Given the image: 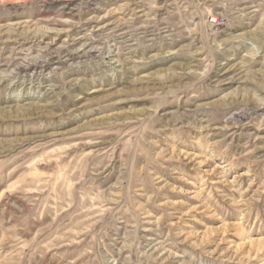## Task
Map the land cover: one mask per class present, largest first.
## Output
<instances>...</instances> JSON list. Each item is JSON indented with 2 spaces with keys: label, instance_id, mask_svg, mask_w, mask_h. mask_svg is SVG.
<instances>
[{
  "label": "rangeland",
  "instance_id": "374dc122",
  "mask_svg": "<svg viewBox=\"0 0 264 264\" xmlns=\"http://www.w3.org/2000/svg\"><path fill=\"white\" fill-rule=\"evenodd\" d=\"M0 264H264V0H0Z\"/></svg>",
  "mask_w": 264,
  "mask_h": 264
},
{
  "label": "bare ground",
  "instance_id": "6f19581e",
  "mask_svg": "<svg viewBox=\"0 0 264 264\" xmlns=\"http://www.w3.org/2000/svg\"><path fill=\"white\" fill-rule=\"evenodd\" d=\"M35 66H37V67H39V66H41V63H37V64H35ZM53 164H54V162H53ZM51 165H52V163H51ZM57 164H55V166H56ZM47 166V165H46ZM60 166V165H59ZM61 168V167H60ZM60 170V169H59ZM59 170H58V172H59ZM60 171H62V170H60ZM58 172H56V174H58ZM55 174V175H56ZM60 174V173H59ZM58 174V175H59ZM262 247V246H261Z\"/></svg>",
  "mask_w": 264,
  "mask_h": 264
}]
</instances>
